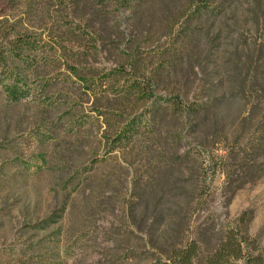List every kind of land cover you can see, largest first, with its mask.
Masks as SVG:
<instances>
[{
	"label": "trees",
	"instance_id": "trees-1",
	"mask_svg": "<svg viewBox=\"0 0 264 264\" xmlns=\"http://www.w3.org/2000/svg\"><path fill=\"white\" fill-rule=\"evenodd\" d=\"M9 2L10 12L0 15V64L17 71L21 62L34 61L31 73L42 76V96L54 89L57 102L72 100V108L80 111L74 100L83 95L99 116L78 136L61 139L66 151L47 163L55 171L58 168L65 189L77 181L82 189L81 201L87 207L78 221L81 232L92 231L94 215L108 204L112 207L117 194L123 198L126 222L121 225L123 233L116 226L112 229L116 239L105 251L108 263L126 264L131 259L134 264H264L250 234L251 212L230 224L222 221L218 229L210 208L217 179L222 180L220 189L233 197L247 182L262 177L264 0ZM155 9L156 32H152ZM121 12L128 13L131 34L121 26L125 17ZM155 44L156 50H151ZM100 52L116 60L97 81L88 61ZM63 71L77 80L71 88L66 79L59 84ZM22 75L17 73L12 96L8 93L14 100L0 104V157L13 151L21 157L19 140L55 132L60 120L58 114L53 118L48 105L20 100ZM147 101L152 102L147 119L156 141V149L147 150L149 159L156 157V167L136 171L128 182L124 163L129 165L126 157L137 151L129 146L138 144L145 133L134 127L142 119L137 115L130 128L125 123L134 111H129L130 105ZM94 128L97 133L92 134ZM50 142L37 144L58 147V142ZM85 143L98 148L107 143L112 155L92 164L91 171H82L88 160L97 159V149L88 148L90 156ZM28 173L6 172L0 166V221L24 202L25 192L14 183L25 182ZM126 183L128 190L122 196ZM66 207L70 234L77 211L74 204L65 202L62 210ZM133 225L141 228V246L129 245L133 232L128 229ZM29 226L24 232L28 236L22 238L29 245L19 254L20 264H32L26 255L46 249L40 237L37 244L30 242L39 229ZM10 261L3 256V264Z\"/></svg>",
	"mask_w": 264,
	"mask_h": 264
},
{
	"label": "rangeland",
	"instance_id": "rangeland-1",
	"mask_svg": "<svg viewBox=\"0 0 264 264\" xmlns=\"http://www.w3.org/2000/svg\"><path fill=\"white\" fill-rule=\"evenodd\" d=\"M9 1L10 0H0V15L10 12L12 4H10ZM51 10L53 11L54 9L52 8ZM154 13L155 18H153L152 32H156V9ZM120 15H123V17L125 16L121 23L122 28L126 30V34H131V21L126 17L128 13L125 14L121 12ZM143 41L144 38H139V42ZM151 50H156V44ZM146 52L147 51L143 50V53ZM97 55V57L93 56L89 58L88 62L92 65V70L97 75L98 81L105 72H108L114 66L116 57H111L104 52H100ZM21 63L23 65L21 64V68H17V71L13 70L11 65L5 67L4 64H0V104H6L14 100L8 93L12 96L13 91L11 90L10 92V87L15 84V76L17 73L22 71L23 75L19 81V88L23 91V94L20 100L26 99L30 103H35L36 106L43 105L46 107L48 105L47 108L51 107L53 118L55 119V115L58 114L60 120L55 132H43L42 136L36 135L37 137L35 136L25 141L19 140L17 143L21 144V157L16 158V152L14 151L10 152L8 155L3 154L0 157V166H3L4 171L14 172L16 170L26 169V171L29 172L28 179L25 180V182L14 183L15 187H21L20 189L23 190V193L25 192L23 196L24 202L20 207L13 209L12 212L0 221L2 225L0 227V261L3 264V256L6 255V257H10L11 259L9 264H20L22 262L18 260L20 257L19 254H21L22 249H26V245H29V243L22 240L23 237L28 236L24 233L25 230H27L25 228L32 227L29 225L34 224L39 229L34 233L38 235L30 242L37 244L36 240L40 237L44 240L46 249H36L33 254L30 253L26 255L25 259L29 258L32 264H109V255H106L105 251L108 250V246H112V242L116 239V235L112 234V229L116 226L119 232L123 233L121 225H124L126 222V220H124L126 211L123 198L117 194L112 207L108 204L109 207L102 208V212L94 215L93 219L90 221V223H92L90 224L92 231L81 232L78 227V221L84 218L81 213H83L87 207V202L83 203L84 196L82 189L77 188L76 183L78 181L75 182L73 187L65 189L67 183L57 175L58 168L56 167L57 170L55 171L52 165L47 163L51 158H58L59 153H62L61 151H66V143L61 139L78 136L79 130L89 128L99 116L93 111L92 103H87L83 95L81 98L74 100L77 102L79 106L77 109L80 111L72 108V100L62 98L57 102L56 99L59 95L54 94V89L50 90L51 93L47 92L46 96H42L40 87L42 76L41 74H34V72L31 73L34 61H25ZM62 73L66 74L59 79V84H63L66 79L67 82L65 83L69 84L67 88H71L70 84L72 82H77L76 78L66 71ZM59 90H63V87L61 86ZM64 95H66V93H64ZM89 95L94 98L92 91ZM67 96L71 99L74 98L70 95ZM35 99H38V101H35ZM151 103L152 102L149 101L144 103L141 102L139 104L137 103L135 106L130 105L129 107V111H134H132V116L129 117L125 123L126 128H130V120L137 115L136 117H141L142 119H139L134 127L141 128L145 136L140 139L138 144L132 143V145L129 146V148L135 146L137 151H135L133 157L126 155L129 165H126L127 163L124 164L126 166L125 175L126 178L128 177V182L132 181L136 171L144 173L149 168L156 167V157H154L153 160L149 159L151 153L147 150L148 146L152 149H156V141L152 139L151 135V122L149 123L147 119L149 112L152 110ZM81 106H84V108H81ZM56 108L58 109L56 110ZM62 112L64 114H62ZM67 112L69 113L68 116H66ZM91 132L92 134L97 133V128L92 129ZM101 132H99V134H101ZM130 132L132 134L131 130ZM43 140L46 142L51 141V145L58 142V147L55 149L52 147L39 148V143L37 144V142ZM84 145L88 150V148L91 149L94 144L88 145L85 143ZM92 148L97 149V159L93 158L92 160H88L82 171H91L92 164L102 163L112 155L109 154L110 147L107 143L101 148H98L97 145ZM88 152L90 156L93 155L92 150H88ZM263 170L261 178L252 182H247L233 197L228 190L222 191L220 189L222 187V180L220 178L217 179L216 184L218 188H214L215 196L210 208L214 211L215 225L218 229L222 221L224 224H230L243 213L251 212L250 234L252 239L255 240L259 250L264 255ZM7 184L11 185L10 183ZM122 190V196H124L128 190L127 183ZM65 202L67 206H72L74 204L77 211L73 220L75 229L72 230L70 234H67L68 228L71 225L69 224L71 223V219L68 218L69 209L66 207L62 210ZM140 229L139 225L138 228L134 226L128 229V232H133V238L131 237V243L129 244L131 247L142 245L139 243V238L142 237L139 231ZM128 255L132 256L131 253H128ZM126 256L127 252H123L122 257L124 260ZM52 258H54V260H52ZM125 261L126 264H134L135 262L131 261V259Z\"/></svg>",
	"mask_w": 264,
	"mask_h": 264
}]
</instances>
